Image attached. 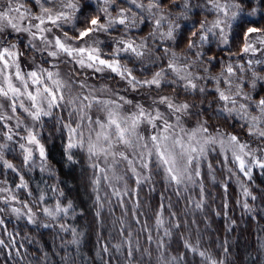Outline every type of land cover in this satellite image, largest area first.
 Masks as SVG:
<instances>
[{
	"label": "clouds",
	"instance_id": "9594fccd",
	"mask_svg": "<svg viewBox=\"0 0 264 264\" xmlns=\"http://www.w3.org/2000/svg\"><path fill=\"white\" fill-rule=\"evenodd\" d=\"M0 264H264V0H0Z\"/></svg>",
	"mask_w": 264,
	"mask_h": 264
},
{
	"label": "snow or ice",
	"instance_id": "6c2138e0",
	"mask_svg": "<svg viewBox=\"0 0 264 264\" xmlns=\"http://www.w3.org/2000/svg\"><path fill=\"white\" fill-rule=\"evenodd\" d=\"M95 23V22H94Z\"/></svg>",
	"mask_w": 264,
	"mask_h": 264
}]
</instances>
